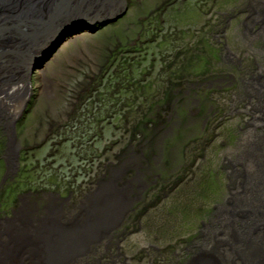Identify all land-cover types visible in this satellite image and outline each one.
I'll return each instance as SVG.
<instances>
[{"label": "rangeland", "instance_id": "1", "mask_svg": "<svg viewBox=\"0 0 264 264\" xmlns=\"http://www.w3.org/2000/svg\"><path fill=\"white\" fill-rule=\"evenodd\" d=\"M127 1L123 19L66 43L46 71L53 78L48 86L44 75L39 76L18 97L14 85H4L0 102L5 98L7 106L14 101V112L24 117L19 126L13 123L23 135L18 140L35 142L32 146L37 153L28 152L9 170L0 161V195H5L4 174L17 178L19 184L22 177L24 182L18 189L12 180L8 192L27 189L30 184L36 189L50 185L64 191L61 180H66L65 191L71 187L78 201L69 209L72 214L66 215L67 209L63 215L75 217L73 212H85L87 189L98 193L110 183L123 185L135 177L136 166H143L139 160L144 158V192H129L131 201L121 220L79 260L81 264H158L150 257L167 250L171 264H185L179 257L194 247L195 253L186 260L195 264L206 252L194 245V239L203 237L210 220L230 216L228 211L238 203V191L249 185L264 194V144L248 137L246 142L244 137L263 121L258 116L251 121L253 116L235 107L232 98L241 97L243 87L236 78L242 70H230L234 64L226 59L239 50L240 26L250 15L235 9L244 0ZM176 15L182 16L177 23ZM217 24L226 27L215 32L212 29ZM210 76H219L221 81L213 83ZM10 82L14 84V78ZM42 88L52 94L45 95ZM1 138L8 141L4 135ZM172 145H185L174 160ZM244 151L255 156L248 157ZM132 152L139 157L128 159ZM164 159L176 173L163 174L159 183L149 181L153 168ZM181 164H185L183 169ZM83 185L84 192L80 190ZM38 196L21 198H28L36 208ZM60 197L66 202L65 195ZM144 197L154 202L144 203ZM20 201V197L12 200V207L0 201V217L6 213L9 217L17 208L20 213ZM246 217L238 214L241 224L234 225L251 227L252 219L248 222ZM224 221L215 229L217 237L225 234L227 244L236 242L234 225ZM91 254L96 256L91 258Z\"/></svg>", "mask_w": 264, "mask_h": 264}, {"label": "bare ground", "instance_id": "2", "mask_svg": "<svg viewBox=\"0 0 264 264\" xmlns=\"http://www.w3.org/2000/svg\"><path fill=\"white\" fill-rule=\"evenodd\" d=\"M121 1L0 0V80H7L12 84V87L14 85L15 89L12 90L16 94L17 92L19 93L18 97L24 94L25 91L27 92L28 88L31 87L29 82L31 81L32 83L39 76L44 75L46 79L45 83L48 86L52 82L50 80L53 78L46 71L55 63L58 54L66 46V43L85 34H96L108 25H113L123 19L128 11V1L125 0L123 2L125 11H122V14L118 17L117 14L120 13L119 3ZM244 1L243 4H239L235 9L241 8L242 10H238L239 13L245 12L250 17L249 20H246L240 26L239 31L243 35L238 40L241 45L238 48L239 50L236 52V49V53L234 52L232 57H226V59H231L229 61H232V64H234L228 67L230 70L233 71L234 68L237 71L239 69L242 70L240 76L238 75V78H236L241 84V88L243 87L242 91L240 90L242 92H240L241 97L232 98V101L236 103L235 107L244 109L243 111H246L245 114L250 118L253 116L250 119L251 121H254L256 116L259 117V120L263 121L261 125L245 133L246 142L252 139L256 144L261 145L264 144V0ZM77 13H81V15ZM62 14L69 16H62ZM76 15L82 19V22H87L85 23L87 26L82 25L81 20L77 19ZM175 18L178 19L175 20L176 23L179 22V18L182 20V16L180 17L179 15H176ZM220 19L224 21L223 17ZM100 24H103V26ZM39 25H42V29L31 31ZM62 25L67 27H63ZM73 25L79 26L80 33L72 34L71 37L65 39V43L52 53V57L46 56L47 48L50 49V46L54 44L53 38H56L51 32L55 29L58 31L59 27L73 29ZM222 26L217 24L212 30L220 32ZM225 27L223 26L222 29ZM91 31L93 32L90 33ZM218 35L216 34V37ZM230 70L224 69L225 72H229ZM12 78H14V84L10 82ZM210 78H212L210 80L213 83L221 81V78L218 80L219 76H210ZM5 84L0 82V94L6 91V88L4 89ZM46 85L43 84L44 87ZM39 91V95L42 94V91L47 96L52 94L50 93L52 91H46L43 88L42 91ZM31 96L33 97V95ZM32 97L28 98L30 102L34 101ZM4 100L0 102V114H2L0 117V128L4 127V129H0V155L3 157L1 158L0 156V161L1 166L4 165L6 166L4 167L5 170H9V168L16 167L15 164L18 163L19 159L25 157L28 152L32 154H36L37 152L32 146L35 142L30 144V141L27 142L24 139L18 140L23 135H21L22 133H17V126L23 123L24 117H20L14 112V110L16 111L14 101L11 102L12 104L9 103L5 106ZM246 108L248 109L246 110ZM27 113L28 111L24 115ZM15 121L18 122L17 126L13 124ZM2 135L6 136L8 141L2 140ZM169 137L173 139L172 135ZM143 138L145 136L140 137L141 140ZM175 139L178 140V137H175ZM147 141L145 140V142ZM21 148L26 149L21 151ZM171 148L170 151L174 152V155H171V160H174L175 155L179 156L178 154L185 148V145L181 147L172 145ZM132 153L127 156L129 157L128 159L136 158L138 155V152ZM244 154H249L248 157L252 155L246 151H244ZM252 156L254 157L255 155ZM82 160V157L77 159L78 162ZM139 162H142L141 165L144 163V165L141 167L139 165V167L136 166L137 172H135V177L131 176L133 178L125 180L126 182L123 185L116 187L113 183H110L106 187L107 190H102L101 188L98 193L92 192L93 194L90 193V189H87L85 185L81 186V191L84 192L87 189L89 192L85 193L86 195L84 194V199L88 200V203L86 206H83L85 212L79 211L78 214H74L75 212H73V215H77L75 217L66 216L72 214L69 209L74 207L73 203L78 201V199L74 198L75 191L71 187L65 191L66 180H61V183H63L61 188L64 189L65 193L62 189L56 191L53 189V186L50 188V185L36 189L37 187H32V184L27 189L18 191L19 187L24 184L22 177L18 178L19 184L17 178L4 174L1 181H6L4 182L5 188L2 190V192H5V195H0V201L8 205L10 204L12 207V200L20 197L23 208L20 213L17 208L10 213L9 217H5L7 213L4 217H0V264H81L79 257L86 253L94 243L100 242L106 235L108 237L110 229L121 220L127 208L126 204H130L131 201L129 195L134 192L136 195H139L138 190L141 193L144 192L146 186L142 181L143 179L145 180V173H147L145 171L146 167H144L145 159H140ZM119 164L128 166L126 165L127 163L119 162ZM170 164L171 162L166 163L165 159L162 160L161 165L153 168V173L148 176L149 181L153 180V183H157L163 174L176 173V171L171 170L173 167ZM184 165L181 164L179 166L183 169ZM117 166L118 164L115 165V167ZM14 171L16 170L14 169ZM85 174L82 173L81 176ZM110 178L111 181L115 179L114 176ZM12 180L17 182L14 185L18 184V189L8 192L7 190L11 189V186L8 185L12 183ZM82 182L85 183L84 181ZM90 182L92 181H88V183ZM135 183L140 188L137 186L136 189H132ZM93 189L91 188V190ZM241 190L238 191V203H235L231 207L233 210L228 211L231 213L230 216L227 215V218L216 217V219L212 218L213 220L209 219V225L205 227V231L202 233L203 237L200 240L199 238L194 239L195 242L192 239L195 243L194 245L199 246H197L198 249L204 248L206 252V254L197 258L196 261L198 262L195 264H231L234 261H236L234 264H264V194L261 191L262 189L256 188V186L246 185ZM81 191L80 194H83ZM129 192L131 193L129 194ZM12 193H16V196L13 195V198L6 197L7 194L11 196ZM20 195L22 197L26 195L30 196L28 197L30 199L39 195L36 208H34L33 203L31 205L28 203V198H21ZM62 195L67 197H64L66 202L60 200V196ZM143 202L152 203L154 199H146L144 197ZM67 209L69 212L63 215ZM243 213L247 214L246 221L249 222V218L252 219V221L250 220L251 227L249 228L242 229L241 226H236L237 224H241L237 215ZM225 219L227 220L224 221ZM222 221L226 224H236L234 225V229L236 230V236H238V239L235 240L237 243L227 244L228 238L225 234L219 238L217 237V230L215 229L218 223ZM212 247H214L213 250L211 249ZM90 252L92 253V249ZM240 252L243 253L239 254ZM167 253V250H161L158 254L153 253L154 258L151 256L150 261L153 260L158 264H165V262L166 264H171L170 255ZM194 253V247L188 248L179 258H181L182 262L185 261V264H194L193 261L186 260ZM89 256L90 253H88L87 257L89 258ZM95 256L96 254H93L91 258ZM130 263L134 264L133 261H130Z\"/></svg>", "mask_w": 264, "mask_h": 264}, {"label": "water", "instance_id": "3", "mask_svg": "<svg viewBox=\"0 0 264 264\" xmlns=\"http://www.w3.org/2000/svg\"><path fill=\"white\" fill-rule=\"evenodd\" d=\"M123 2H125V0H122L120 3H119V8H120V13L119 14H117L118 15V17L120 16V14H122V11L124 12L125 10V6H124V4H123ZM78 12H80V11H78ZM78 15H81V13H77ZM78 15H76V18L77 19H79V20H81V24L82 25H84V26H87L85 23H87V22H82V19H80V17H78ZM62 16H69V15H66V14H62ZM86 17V16H85ZM106 19V18H105ZM104 24V23H103ZM103 24L101 25V26H103ZM63 27H67V26H65V25H62ZM101 26H100V28H101ZM42 27V25H39V26H36V27H34V29H32L31 31H36V30H38V29H42L41 28ZM63 27H59V29H58V31H57V29H55L54 31H52L51 32V34L52 35H54V37H56V38H53L54 40H53V42H54V44H52L51 46H50V49L49 48H47V50H46V53H47V55L46 56H48V57H52V53H54L63 43H65V39H67L68 37H71V35L73 34H77V33H80V31H79V26L77 27V25H73L72 27H73V29H67V28H63ZM86 28H89V27H86ZM62 31H63V33H62ZM95 31V30H94ZM93 31H91L90 33H92ZM59 37V38H58ZM2 80V79H1ZM6 81V80H5ZM4 81H2L1 83H3ZM8 82V81H7ZM6 82V83H7ZM3 84H5V83H3ZM8 84V83H7ZM7 84H5V86L7 85Z\"/></svg>", "mask_w": 264, "mask_h": 264}]
</instances>
